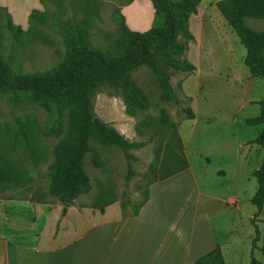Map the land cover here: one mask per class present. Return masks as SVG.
<instances>
[{
  "label": "rangeland",
  "instance_id": "obj_1",
  "mask_svg": "<svg viewBox=\"0 0 264 264\" xmlns=\"http://www.w3.org/2000/svg\"><path fill=\"white\" fill-rule=\"evenodd\" d=\"M218 1L201 0L191 29L189 20L194 40L189 43L184 58L195 66L193 72L171 70L167 90L148 67L132 72L133 79L149 98L146 110L128 115L122 98L109 87L104 86L92 96L94 117L119 131L137 147L130 151L131 158L127 159L120 149L102 147L91 140V151L83 164L92 187L69 207L89 218L99 212L98 203H126L135 208L142 202L148 183L161 170L157 149L161 148L162 156L174 130L169 127L161 130L159 121L164 110L179 132L191 167L171 184L184 187L178 201H174L176 219L188 218L195 233H203L207 238L206 248L211 244L215 248L220 246L227 264H250L255 238L253 220L264 233V209L255 217L257 209L251 203L258 189L253 172L264 159V149L255 142L262 126L247 125L246 120L259 114L264 80L251 76L245 66L246 49L216 8ZM40 2L0 0V53L14 75L55 69L64 59L65 28L71 21L90 20L89 40L99 50H106L119 30L115 9L124 14L132 31L143 33L163 23L151 0H54L41 2L40 11L46 12V16L44 22L35 24L40 32L36 39L17 34L10 24L28 30L30 14ZM246 22L255 31L264 30V20L247 19ZM190 111L194 119H188ZM63 114L65 131L68 118L67 113ZM26 118L34 121L38 143L46 152L45 159L38 164L19 142ZM50 120V114L36 104L30 94L8 90L0 93V149L13 161L20 162L32 178L28 186L0 192L1 199L30 201L38 199L36 192L39 191L45 194L46 203L64 207L50 192L53 152L63 137V134L47 136ZM141 122L144 124L139 125ZM138 128L144 132L140 134ZM154 164L155 170L152 169ZM175 190H170L168 195H175ZM156 197L153 200L156 201ZM166 201L164 199L163 203ZM21 212L20 219L26 222L31 210L26 208L23 214ZM176 227L178 232L183 229L180 224ZM31 231L27 228L25 233ZM262 245L259 242L254 250L257 264H264Z\"/></svg>",
  "mask_w": 264,
  "mask_h": 264
},
{
  "label": "trees",
  "instance_id": "obj_2",
  "mask_svg": "<svg viewBox=\"0 0 264 264\" xmlns=\"http://www.w3.org/2000/svg\"><path fill=\"white\" fill-rule=\"evenodd\" d=\"M54 1V0H41ZM58 1V0H55ZM96 1V0H94ZM157 16L163 23L160 27L146 32L132 31L126 24L125 17L119 9H115V19L119 30L111 39L106 50L95 48L89 40V19L80 22L71 21L67 24L64 34L66 52L63 61L50 72L33 75H14L0 53V93L11 91L30 94L33 101L51 116L47 136L63 137L55 146L54 162L50 166V192L64 204L62 215L67 208L81 195L91 190L90 178L84 169V158L91 151V140L100 146L116 147L127 159L130 151L137 144L129 142L119 131L96 119L92 110V96L101 88L109 87L120 96L128 115H136L146 110L149 98L135 82L132 72L142 67H148L167 90L170 81V71L193 72L195 66L184 58L189 43L194 36L189 29L190 18L197 14L201 0H151ZM216 8L227 21L228 25L239 38L246 49L244 64L251 76L264 80V30L255 31L247 25V19L264 20V0H220ZM90 13V12H89ZM92 14V12L90 13ZM46 12L33 10L30 14L31 26L23 31L21 27L10 24L17 34L30 40L36 39L39 29L36 22H44ZM37 20V21H36ZM259 114L246 120L250 126H262L255 142L264 149V98L259 102ZM67 113L68 127L64 131L63 113ZM190 111L188 119H194ZM163 127L173 128L169 142L165 144L164 154L157 149V159L160 160L157 176L148 183L151 188L172 176L189 168L183 141L174 125L170 123L166 111L162 110L160 117ZM144 123H139L142 125ZM19 134L20 145L30 153L35 164L45 159V151L38 143V129L33 120L26 118ZM140 134L144 132L138 128ZM162 141H160L161 143ZM95 164H98L95 159ZM157 169L156 164L152 167ZM257 181V190L251 198L256 207L255 217L264 209V159L257 170L253 172ZM32 182L29 172L19 162H15L0 149V192L11 187L23 188ZM149 188L144 191V199L135 208L137 215L141 207L148 201ZM38 199L30 202L44 204L45 194L36 192ZM113 202L98 203L96 208L104 213L105 207ZM122 206H128L126 203ZM255 227V238L252 241L251 263L257 264L254 250L262 242L264 252V233L252 221ZM195 264H227L220 246L200 257Z\"/></svg>",
  "mask_w": 264,
  "mask_h": 264
},
{
  "label": "crops",
  "instance_id": "obj_3",
  "mask_svg": "<svg viewBox=\"0 0 264 264\" xmlns=\"http://www.w3.org/2000/svg\"><path fill=\"white\" fill-rule=\"evenodd\" d=\"M40 8L41 2L33 10ZM189 170L190 165L185 172ZM183 174L150 186L148 201L137 215L117 202L86 218L74 207L62 215L59 205L0 198V264H195L215 245L206 248L207 238L195 233L188 218L176 219L174 201L184 187L171 184ZM174 189L175 195H168ZM26 208L31 216L25 222L19 215ZM176 224L182 226L180 232ZM27 228L32 231L25 233Z\"/></svg>",
  "mask_w": 264,
  "mask_h": 264
}]
</instances>
